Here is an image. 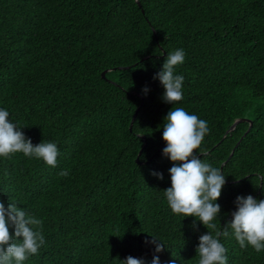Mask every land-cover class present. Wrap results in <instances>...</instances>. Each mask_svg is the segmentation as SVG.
<instances>
[{"label":"trees","instance_id":"16d2710c","mask_svg":"<svg viewBox=\"0 0 264 264\" xmlns=\"http://www.w3.org/2000/svg\"><path fill=\"white\" fill-rule=\"evenodd\" d=\"M140 2L0 0V109L33 144L59 149L57 167L0 156V199L43 221L46 242L24 264H124L129 255L198 264L208 229L174 214L164 195L174 162L163 155V125L173 107L210 129L200 158L227 181L218 228L237 196L264 199V0ZM176 49L186 55L175 68L183 99L173 105L154 76ZM243 117L252 124L227 132ZM152 235L164 251L145 242ZM220 240L228 264H264V250L241 249L231 234Z\"/></svg>","mask_w":264,"mask_h":264},{"label":"clouds","instance_id":"9594fccd","mask_svg":"<svg viewBox=\"0 0 264 264\" xmlns=\"http://www.w3.org/2000/svg\"><path fill=\"white\" fill-rule=\"evenodd\" d=\"M185 51L176 49L167 53L162 70L155 74L165 91L163 100L175 104L183 99L182 75L175 74V68L185 61ZM147 93V87L144 89ZM9 111L0 109V156L10 158L12 154L23 153L24 156L42 159L51 167L58 166L59 149L56 143L41 142L33 144L26 137L22 128L9 119ZM210 129L205 120L195 114H189L182 107H173L165 117L163 139L166 147L163 155L169 158L173 166L171 187L164 190V195L172 212L184 217H195L203 223L208 232L199 237L197 254L198 264H228L227 249L220 237L234 235L241 249L249 245L256 252L264 250V199L252 195L237 196L234 203L236 210L221 230L215 220L221 216V205L217 203L226 184L222 170L202 161L201 145ZM200 150V151H197ZM61 176L67 177L68 170H62ZM163 179V173L153 172ZM196 220L193 228H197ZM43 221L26 212L17 202L10 200L7 205L0 199V264H24L31 256L37 255L45 244ZM146 240L155 246V252L165 250V244L156 236ZM124 264H146L142 258L129 255ZM151 264H160L155 255ZM170 264H176L175 260Z\"/></svg>","mask_w":264,"mask_h":264},{"label":"water","instance_id":"95a60500","mask_svg":"<svg viewBox=\"0 0 264 264\" xmlns=\"http://www.w3.org/2000/svg\"><path fill=\"white\" fill-rule=\"evenodd\" d=\"M137 2H138L139 5L141 6V2H140V0H137ZM154 32L156 33L155 30H154ZM107 72H108V69H107V70H104V71L102 72V76H103L104 78H107V77H106V73H107ZM139 109H140V107L137 109V111H136V113H135V115H134V117H133V120H132V123H131V129H132V125H133V123H134V121H135V118H136V116H137V114H138ZM246 120L250 121V123L252 124V121H251L249 118H246V117L238 118V119H236L235 122L231 125V127L228 129L227 132H230V131H232L233 129H235V127L237 126V124H238L239 122H241V121H246ZM141 152H142V150L140 151V153H141ZM137 160H138V162L140 161L139 159H137Z\"/></svg>","mask_w":264,"mask_h":264}]
</instances>
